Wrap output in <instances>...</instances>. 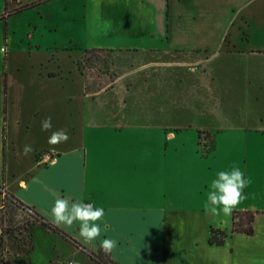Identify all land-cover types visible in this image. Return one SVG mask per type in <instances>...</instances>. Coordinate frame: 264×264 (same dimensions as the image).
<instances>
[{"label":"crops","instance_id":"obj_1","mask_svg":"<svg viewBox=\"0 0 264 264\" xmlns=\"http://www.w3.org/2000/svg\"><path fill=\"white\" fill-rule=\"evenodd\" d=\"M18 1L7 0V10ZM85 3L93 40L72 37L59 50L13 41L11 23L26 11L0 19L7 32V47H0V183L66 236L34 225L29 264L35 252L40 264H97L85 251L98 246L44 215L55 194L104 209L100 238L117 241L110 253L116 264H264V172L255 170L264 158V0ZM5 9L0 0V16ZM91 49L108 52L114 75L93 95L77 67ZM45 117L52 118L50 131H67L66 142H46ZM203 140L212 144L206 156L198 148ZM25 145L30 155L22 154ZM45 152L55 156L48 164L36 158ZM233 169L247 184L232 211L256 212L254 232L212 246L210 228L229 233L232 221L204 218L206 190L218 172Z\"/></svg>","mask_w":264,"mask_h":264},{"label":"trees","instance_id":"obj_2","mask_svg":"<svg viewBox=\"0 0 264 264\" xmlns=\"http://www.w3.org/2000/svg\"><path fill=\"white\" fill-rule=\"evenodd\" d=\"M50 0H40L30 4L21 5L12 11L7 10V0H5L6 9L5 12L0 16V19L6 20L15 14L23 11L30 10L41 4H44ZM6 32V27L4 28ZM6 33L4 34V38ZM108 52L100 49L85 50L84 56L81 62L77 63L79 71L86 77L85 92L87 94H94L102 89H107L108 84L114 81V75H112L108 69ZM5 57L3 59V75L5 77ZM101 63V65H100ZM103 65L106 67L103 69ZM105 77L110 81L105 82ZM207 137L206 134H202ZM211 143L210 147L211 148ZM206 145H204L205 147ZM208 149V150H209ZM48 153V152H45ZM40 154L36 155L39 159ZM0 194L3 195L2 205L0 206V264H15L16 260L24 259L26 264H29V256L33 250L32 235L30 230L34 225L40 223L48 230L66 236L55 226L46 222L36 211L29 206H26L21 201L16 199L14 196L4 191L3 187H0ZM5 200H9L18 210H21L26 214V218L17 219L11 218L9 212H3L5 206ZM256 216V212L245 210H233L231 213V230L228 233L226 230L220 228L211 227L209 230L208 243L212 246H222L226 239L234 234L239 233L246 236H251L254 232L253 223ZM68 239V238H67ZM77 248L84 250L73 240L68 239ZM85 253L97 264H116L110 259V254H104L98 250L97 253H91L85 251Z\"/></svg>","mask_w":264,"mask_h":264},{"label":"rangeland","instance_id":"obj_3","mask_svg":"<svg viewBox=\"0 0 264 264\" xmlns=\"http://www.w3.org/2000/svg\"><path fill=\"white\" fill-rule=\"evenodd\" d=\"M20 1L22 3L21 5H25L40 0H19L18 2ZM83 1L84 0H50L44 4L32 8L13 19L9 36H13V41L18 44H23L24 47L25 44H30L31 46L33 45L35 48L39 47L41 52L50 51L52 48L58 50L63 49L69 45L72 37L77 41L93 40V31H88L90 24L92 23V17L89 12L85 15V11H90V7L88 4L86 5V3L84 6L82 4ZM1 27H3V25ZM1 27L0 47H2L4 50L7 47L6 44H4V34H7V32L3 31V28ZM1 52L2 49L0 50V72L3 67L2 62L4 59V55ZM105 68L106 67L103 65V69ZM109 81L110 80L105 77V82L109 83ZM203 141L201 146L198 148L200 154L202 156H206L209 153V142L208 147H204L207 141ZM262 150L264 152V149ZM255 170L258 172V174L264 172V158H260L259 161L256 162ZM212 171H214L213 168ZM257 183L258 180H255V184ZM0 187L4 188L1 183ZM209 190L210 187L207 188L206 195ZM4 191H6L5 188ZM2 200L3 195L0 194V206L2 205ZM4 206L5 208L3 212H9L11 218H17L20 220L26 218V214L21 210L16 209V207L9 200H5ZM173 212L174 211L172 210L170 216H174ZM222 214L223 213L221 212L220 215ZM210 216V214H206V217L204 218L209 220ZM170 231L174 232L173 229ZM41 261V255L35 252L33 253V256H31L30 264H40ZM61 262L52 261L49 264H60Z\"/></svg>","mask_w":264,"mask_h":264},{"label":"clouds","instance_id":"obj_4","mask_svg":"<svg viewBox=\"0 0 264 264\" xmlns=\"http://www.w3.org/2000/svg\"><path fill=\"white\" fill-rule=\"evenodd\" d=\"M40 125L42 132L50 131L52 118H43ZM68 139L67 131L61 128L50 131L46 142L55 146L66 142ZM32 152L31 145L23 147V155L27 156ZM246 184L247 181L239 169L218 172L210 184L205 211L213 216L219 215L221 212L225 216L231 215L232 209L241 201L242 190ZM44 215L50 217L51 222L58 227L74 229L77 238L85 245L92 244L93 250H96L98 246L99 250L107 255L112 253L117 246L115 239L100 238L101 233L105 231V227L97 223V221H102L105 215L102 207L94 208L92 204L85 203L80 199L71 196L60 197L59 194H55L53 205L44 212ZM69 264H78V262L71 260Z\"/></svg>","mask_w":264,"mask_h":264},{"label":"built area","instance_id":"obj_5","mask_svg":"<svg viewBox=\"0 0 264 264\" xmlns=\"http://www.w3.org/2000/svg\"><path fill=\"white\" fill-rule=\"evenodd\" d=\"M55 156L49 153H44L41 155L40 160H44L46 164L52 162L54 160ZM60 264H69V261H63Z\"/></svg>","mask_w":264,"mask_h":264}]
</instances>
